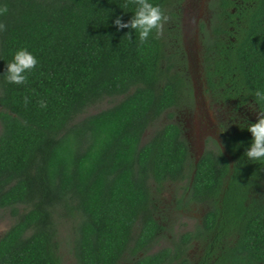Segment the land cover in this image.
I'll use <instances>...</instances> for the list:
<instances>
[{
	"label": "trees",
	"instance_id": "trees-1",
	"mask_svg": "<svg viewBox=\"0 0 264 264\" xmlns=\"http://www.w3.org/2000/svg\"><path fill=\"white\" fill-rule=\"evenodd\" d=\"M151 2L168 19L142 44L114 23L131 19L135 0H0V211L13 219L0 264H64V225L73 264H264V159L244 155L246 127L264 110L254 98L264 90V0L209 2L199 78L231 117L199 154L181 122L157 124L195 104L184 0ZM20 48L37 65L17 85L3 74ZM172 183L184 185L180 203L207 209L152 251Z\"/></svg>",
	"mask_w": 264,
	"mask_h": 264
},
{
	"label": "rangeland",
	"instance_id": "rangeland-1",
	"mask_svg": "<svg viewBox=\"0 0 264 264\" xmlns=\"http://www.w3.org/2000/svg\"><path fill=\"white\" fill-rule=\"evenodd\" d=\"M209 2L210 0H184L183 3L184 11L187 15L185 22L186 25L188 23L190 24L189 27L187 26L185 41L190 51L191 61L193 63L191 72L197 92V97L195 96V104L192 107L186 106L177 110L173 119H170V117L165 114L157 122L158 125L167 123L170 120L181 122L184 127L185 136L189 140L195 154H198L199 148L202 144V129H204L205 126L210 129H218L223 127L225 124L228 126L230 124H228V122L231 117V114L227 112V108L225 106L213 103L207 98L202 89L203 85L199 78L197 64L199 60L198 51L200 48V37H198V35H200L201 23L208 22L210 17ZM109 104V101L100 102L89 108L88 112H98L101 109L106 108ZM150 132L151 131H148V134ZM183 186L184 185L182 183L169 184L168 189H166L164 193L161 209L162 215L164 216L163 221L165 223L166 230L164 231L159 243L155 245L152 251H157L165 246L172 245L173 239H175L178 234L192 230L207 209L206 205L200 203H180V199L183 198V194L185 192ZM12 222L13 219L10 217L8 212L0 211V238L8 230ZM71 235V227L69 225H64L61 229V255L64 264L74 263L72 253L73 239L70 238ZM191 253L193 257L201 254L198 250V246L192 249Z\"/></svg>",
	"mask_w": 264,
	"mask_h": 264
},
{
	"label": "clouds",
	"instance_id": "clouds-1",
	"mask_svg": "<svg viewBox=\"0 0 264 264\" xmlns=\"http://www.w3.org/2000/svg\"><path fill=\"white\" fill-rule=\"evenodd\" d=\"M136 8L131 19L128 22H122L120 17L114 21L119 28H130L138 33L140 43L147 41L149 35L155 30L156 35L160 34L163 23L168 17L164 14L159 5L151 0H135ZM7 12V8H0V14ZM4 25L0 24V30ZM37 65V59L26 48L18 49L13 59L6 64L3 74L5 81L12 84H23L27 79V74ZM255 100L264 102V90L257 89L254 92ZM24 103H28V97L24 98ZM41 108L47 105L44 100L39 102ZM247 131L252 134V141L246 148L244 155L249 160L259 161L264 159V110L259 111L257 121L247 125Z\"/></svg>",
	"mask_w": 264,
	"mask_h": 264
},
{
	"label": "flooded vegetation",
	"instance_id": "flooded-vegetation-1",
	"mask_svg": "<svg viewBox=\"0 0 264 264\" xmlns=\"http://www.w3.org/2000/svg\"><path fill=\"white\" fill-rule=\"evenodd\" d=\"M187 15H186V13L184 12V17H183V20H184V30H185V34L187 33V26L189 27V23L186 25V22H185V20L187 19V17H186ZM198 37H199V35H198ZM187 46V45H186ZM187 49H188V47H187ZM188 52H189V61H190V63H191V66H193V63H192V59H191V54H190V51H189V49H188ZM196 88V87H195ZM196 97H197V92H196V95H195ZM244 110H240V112H243ZM247 114H251L250 112H247ZM221 126V125H220ZM218 127V126H217ZM206 128V129H205ZM220 130H222V131H224L223 130V128L221 127V128H214V129H210V128H207L206 126L204 127V129H202V136H201V138L203 137V139H202V144H201V146H200V148H199V151H198V154L199 153H201V151L204 149L203 147L205 146V142H206V140H207V138H209V137H211V135H212V137H216V139L218 140V141H220L221 142V137H220V133L222 132V131H220ZM216 133V134H215ZM209 135V136H208ZM206 136H208V137H206Z\"/></svg>",
	"mask_w": 264,
	"mask_h": 264
}]
</instances>
